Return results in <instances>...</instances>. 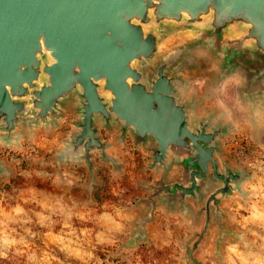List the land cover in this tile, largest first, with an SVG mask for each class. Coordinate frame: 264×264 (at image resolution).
Here are the masks:
<instances>
[{
	"label": "water",
	"instance_id": "obj_1",
	"mask_svg": "<svg viewBox=\"0 0 264 264\" xmlns=\"http://www.w3.org/2000/svg\"><path fill=\"white\" fill-rule=\"evenodd\" d=\"M188 40L162 50L174 35ZM201 53L218 61L212 91L240 76V105L254 128L264 120V0H0V145L21 147L40 127L75 115L58 147V164L84 166L90 195L100 184L96 159L123 173L112 153L130 138L149 153L158 178L140 198L144 212L131 244L148 238L157 209L203 216L186 264L218 228L229 236L223 204L247 193L254 173L225 156L237 131L228 110L208 106L188 75ZM185 59L189 66H182ZM260 128V126H259ZM106 134V135H105ZM9 167L0 159V175Z\"/></svg>",
	"mask_w": 264,
	"mask_h": 264
},
{
	"label": "rangeland",
	"instance_id": "obj_2",
	"mask_svg": "<svg viewBox=\"0 0 264 264\" xmlns=\"http://www.w3.org/2000/svg\"><path fill=\"white\" fill-rule=\"evenodd\" d=\"M188 36L181 34L167 38L162 50L186 42ZM217 66L214 56L201 53L194 69L188 72L193 78V89L204 98L203 108L207 104L210 106V99L214 98L215 105L227 101L233 106L232 110L240 114L241 81L238 74L226 79L220 89L212 91L208 101L205 97L214 85ZM243 114L246 115L245 111ZM73 118L74 113L68 111L59 127L38 128L22 140L21 147L0 145V159L9 167L5 177L0 175V264H186L185 245L193 244L194 234L203 224V216L196 214L198 205L195 202H192L193 212L187 216L181 212H162L158 216L159 225L152 226L149 234L147 229L145 241L131 244L132 233L128 227L127 233L110 245L95 242L99 212L104 209L117 217L115 204L121 200L115 192L123 191L128 178L137 172L127 164L129 161H125L123 173L115 181L111 165L97 157L96 172H99L101 182L95 185L91 200L86 203L92 206L91 212L86 218H74L70 225L73 231H61L67 230L68 226H63L66 223L59 215L50 213L52 184L46 170L51 172L57 168V150L72 128L70 121ZM259 126L254 128L245 119L244 130L237 128L224 142L229 161L254 173L245 184L247 193L244 196L235 194L223 204L227 214L224 218L226 227L243 232L244 240L229 236L217 246L218 228L211 225L194 251L196 263L191 261V264H264V120ZM134 155L133 151L127 153L129 160ZM44 176L48 178L44 179ZM104 181L106 188L101 191L102 200H95L96 187H102ZM143 197L134 198L130 203L136 204ZM108 218L112 219L109 215ZM54 230H57L56 236ZM108 251L105 258L99 256Z\"/></svg>",
	"mask_w": 264,
	"mask_h": 264
},
{
	"label": "crops",
	"instance_id": "obj_3",
	"mask_svg": "<svg viewBox=\"0 0 264 264\" xmlns=\"http://www.w3.org/2000/svg\"><path fill=\"white\" fill-rule=\"evenodd\" d=\"M206 99L208 101L207 97ZM210 100L212 101L209 104H211L210 106L212 107H225L228 110L230 118L235 122L236 127L241 128V130L243 129L245 121V114H243L245 108L243 105H240V111L242 113L240 112L239 114V111H233L231 108L233 106L231 104L229 105L225 100V104L218 103L217 105L213 103L214 98ZM204 102L205 101H203V103ZM203 103L201 107L205 109L208 104L203 108ZM225 141L227 140L224 139V142ZM130 151H133L135 155L129 160L127 153ZM112 153L118 156L124 163L125 161H129L127 164L133 166L134 171L137 169V172H134V174L132 173L131 177L128 178L129 180H127L128 182L125 184L123 191L115 192L121 200L118 204H115L117 217L104 209L98 214V226L94 234V239L96 243L106 245L114 243L119 237L126 234L128 227L129 231L132 230L135 221L139 219L140 215L144 212V208L142 205L132 204L130 201L134 198L148 195L150 191H148L147 184L158 178V174L154 170H149L147 168L149 153L144 147L136 146L128 142L126 145L113 148ZM110 169L113 174L112 179H116L115 181H117L120 178V174L114 171L112 166H110ZM46 172L50 174L52 184V189L50 191L51 201H49L51 207L50 213L52 212V215H59L60 220L65 221L66 224H63V226L67 225V230L63 228L61 231H73L70 225L74 218H86L91 212L90 208L92 206L86 205V203L91 200L89 191L85 185L87 180L86 168L76 164H58L54 171L48 172L46 170ZM48 176H44L43 178L47 179ZM165 211L166 209L164 208L157 209L155 220L147 224L148 234L152 226L156 227L159 225L158 216L165 213ZM108 215L112 217V219H109ZM56 231L57 230H54L55 236L57 235Z\"/></svg>",
	"mask_w": 264,
	"mask_h": 264
},
{
	"label": "trees",
	"instance_id": "obj_4",
	"mask_svg": "<svg viewBox=\"0 0 264 264\" xmlns=\"http://www.w3.org/2000/svg\"><path fill=\"white\" fill-rule=\"evenodd\" d=\"M98 174H99V172H97ZM104 183H105V181H104ZM106 188V183L104 184V185H102V187H100V186H97L96 187V190H95V192H94V197H95V200H99V201H101L102 200V198H101V191L102 190H104ZM109 197H111V196H108L107 198H109ZM110 251H108V252H106V253H99V256L101 257V258H105L106 256H108V253H109ZM110 258V257H109ZM78 264V263H77Z\"/></svg>",
	"mask_w": 264,
	"mask_h": 264
},
{
	"label": "flooded vegetation",
	"instance_id": "obj_5",
	"mask_svg": "<svg viewBox=\"0 0 264 264\" xmlns=\"http://www.w3.org/2000/svg\"><path fill=\"white\" fill-rule=\"evenodd\" d=\"M180 61H181V65H182L183 67H184V66H189L185 59H180ZM191 67L194 69V64H193V66H191ZM128 142H129V143H132V141H131L130 138L128 139ZM193 204H195V203L193 202Z\"/></svg>",
	"mask_w": 264,
	"mask_h": 264
},
{
	"label": "built area",
	"instance_id": "obj_6",
	"mask_svg": "<svg viewBox=\"0 0 264 264\" xmlns=\"http://www.w3.org/2000/svg\"><path fill=\"white\" fill-rule=\"evenodd\" d=\"M112 190H114V187H113V189Z\"/></svg>",
	"mask_w": 264,
	"mask_h": 264
}]
</instances>
